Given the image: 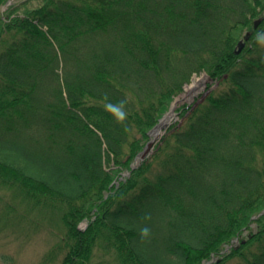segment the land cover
I'll use <instances>...</instances> for the list:
<instances>
[{"label": "trees", "instance_id": "16d2710c", "mask_svg": "<svg viewBox=\"0 0 264 264\" xmlns=\"http://www.w3.org/2000/svg\"><path fill=\"white\" fill-rule=\"evenodd\" d=\"M18 1L0 17V187L63 211L61 264H90L96 247L116 264H264V0ZM246 35L110 188L191 76ZM106 101H125L126 119Z\"/></svg>", "mask_w": 264, "mask_h": 264}, {"label": "rangeland", "instance_id": "374dc122", "mask_svg": "<svg viewBox=\"0 0 264 264\" xmlns=\"http://www.w3.org/2000/svg\"><path fill=\"white\" fill-rule=\"evenodd\" d=\"M19 3L18 0H8L4 5L0 6V17H5L7 12L16 8ZM216 63L207 66L199 74H193L189 82L182 87L181 93L173 99L168 111L161 119L170 112L172 105L178 100L175 103L174 118L163 131V134L153 141V147L148 158L154 154L156 146L160 145L166 132L169 130L174 131L181 123L183 114L180 109L185 107L187 113L189 111L188 109L197 101L201 100L208 92V88L212 89L217 83V80L225 73L226 70L211 82H207L192 100L188 101L184 97L186 88L192 85L194 80L200 78L205 69L214 66ZM161 119L155 126L160 123ZM149 132L146 138H142L141 136L137 137L143 141L141 142L142 149L140 151L152 139ZM141 161L136 156L133 157L128 163V168L120 171L117 178L111 183L110 188L117 187L120 181L129 177L130 169L138 167ZM110 166L113 170L115 169V166H112V164ZM62 213V210H47L41 214L31 210L17 196L13 195L10 190L0 187V264H61L64 252L60 249H63V238L65 234L64 223L60 217ZM251 227L254 228L253 225ZM78 228L80 230L86 229L87 221L79 223ZM247 234V230L243 232V236ZM232 243L237 244V241L234 240ZM92 255L90 264H116V260L112 254H106L98 247L94 249Z\"/></svg>", "mask_w": 264, "mask_h": 264}, {"label": "bare ground", "instance_id": "6f19581e", "mask_svg": "<svg viewBox=\"0 0 264 264\" xmlns=\"http://www.w3.org/2000/svg\"><path fill=\"white\" fill-rule=\"evenodd\" d=\"M233 56H235V51H230L228 54L223 56L222 60L218 64L205 69L200 78L194 80L192 85L186 88L184 97L188 99V101L192 100V98L203 89L207 82H211L214 78L218 77L219 74L227 69L228 65L232 62ZM177 101L175 103H177ZM175 103L172 105L170 112L164 116L163 119H161L160 123L156 127L152 129L151 138L153 141L158 139L163 134V131L174 118Z\"/></svg>", "mask_w": 264, "mask_h": 264}, {"label": "clouds", "instance_id": "9594fccd", "mask_svg": "<svg viewBox=\"0 0 264 264\" xmlns=\"http://www.w3.org/2000/svg\"><path fill=\"white\" fill-rule=\"evenodd\" d=\"M255 41L258 46L261 48H264V32H259L255 36ZM106 99V98H105ZM125 101H121L119 103L113 104L111 102H107L104 105V109L106 112H108L110 115L113 116V118L119 123L126 119L127 112L125 110ZM149 230L147 228H144L141 230V236L146 237L148 235Z\"/></svg>", "mask_w": 264, "mask_h": 264}, {"label": "water", "instance_id": "95a60500", "mask_svg": "<svg viewBox=\"0 0 264 264\" xmlns=\"http://www.w3.org/2000/svg\"><path fill=\"white\" fill-rule=\"evenodd\" d=\"M257 24H258V22L255 23V26H257ZM246 39H247V35H246V37L244 38V40H246ZM244 40L241 41V42L239 43V45L237 46V48H235V49L233 50V51H235V56H233V59L236 58V57L239 55V53L243 50V48H244V46H245V42H244ZM151 130H152V129H151ZM151 130H150V132H149L150 135H151ZM152 147H153V140L151 139V141L147 143L146 147H145L142 151H140V152L137 154L136 157L139 158L140 160H144V159L147 158L148 155L150 154ZM226 251H227V249L225 250V252H226ZM207 264H208V263H207Z\"/></svg>", "mask_w": 264, "mask_h": 264}]
</instances>
